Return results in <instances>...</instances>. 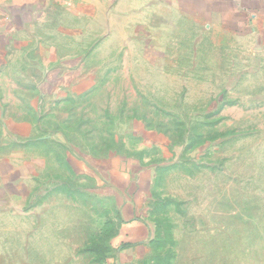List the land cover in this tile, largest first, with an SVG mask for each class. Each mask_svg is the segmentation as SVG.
<instances>
[{
  "label": "rangeland",
  "instance_id": "374dc122",
  "mask_svg": "<svg viewBox=\"0 0 264 264\" xmlns=\"http://www.w3.org/2000/svg\"><path fill=\"white\" fill-rule=\"evenodd\" d=\"M163 14L154 26L71 30L75 39L60 43L47 21L49 47L69 56L86 54L85 38L105 35L95 44L103 64L96 87L47 114L34 107L38 52L25 75L12 77L31 88L8 92L6 104L19 112L26 101L27 112L33 103L36 129L24 171L31 190L20 193L30 196L12 204L31 212L19 219L32 242L16 246L20 259L109 264L123 225L108 167L119 154L133 158L132 189L141 171L148 175L141 206L149 235L138 248L146 264H264V46Z\"/></svg>",
  "mask_w": 264,
  "mask_h": 264
},
{
  "label": "crops",
  "instance_id": "0c3cea01",
  "mask_svg": "<svg viewBox=\"0 0 264 264\" xmlns=\"http://www.w3.org/2000/svg\"><path fill=\"white\" fill-rule=\"evenodd\" d=\"M130 11L142 12L141 18L129 15ZM164 11L194 21L207 31L213 29L220 35L245 36L255 46H264V0H0V75H6V82L0 84V264H30V257L27 261L17 257L16 246H32L31 227H24V222L19 221L21 217L30 218L31 212L16 211L12 204L30 196L20 193L27 188L31 190L30 175L25 177L24 171L30 169L26 164L30 158L26 162V154L29 156L32 152L36 130L30 114L33 103L28 101L27 112L26 101L23 109L15 112L5 99L10 97L8 92L26 91L31 85L16 83L12 77L17 73L26 74V67H30L33 59L31 50L39 53L35 60L43 66L40 67V82L36 85L38 93L34 107L43 115L53 111L67 97L93 90L103 65L97 55L101 48L96 49L95 44L105 35L98 40L85 38L81 50H86V54L69 56L61 50L62 46L49 47L47 21L59 28L60 36L56 41L60 43L64 37L75 39L71 30L76 33L86 27L154 26ZM107 37L105 41L109 42L110 36ZM130 158L116 154L108 160L112 182L121 198L123 222L114 243L117 253L109 258V264H146L138 248L146 243L149 235L141 206L149 188L145 182L148 175L141 171L132 189L129 186ZM73 169L79 173L75 167Z\"/></svg>",
  "mask_w": 264,
  "mask_h": 264
}]
</instances>
